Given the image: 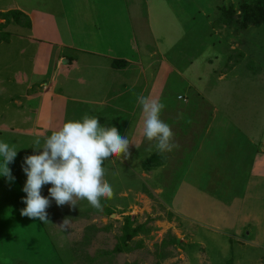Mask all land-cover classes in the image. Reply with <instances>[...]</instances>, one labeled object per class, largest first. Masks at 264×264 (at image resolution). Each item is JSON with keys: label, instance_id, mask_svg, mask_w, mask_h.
Listing matches in <instances>:
<instances>
[{"label": "rangeland", "instance_id": "rangeland-1", "mask_svg": "<svg viewBox=\"0 0 264 264\" xmlns=\"http://www.w3.org/2000/svg\"><path fill=\"white\" fill-rule=\"evenodd\" d=\"M12 1L36 11L32 38L46 40L39 34L48 31L47 4L0 0V8ZM98 1L102 31L93 27L77 43L98 52L68 51L77 71L52 70L55 87L32 77L37 42L9 27L24 20L0 17V140L17 149L8 165L15 179L0 175V264H264V190L246 187L249 142L264 145V25L239 27L251 0ZM138 95L165 104L173 151L160 153L142 136ZM86 113L131 141L127 159L103 164L113 197L101 198L102 212L87 200L75 208L51 200L48 223L22 216L21 165L35 139L42 145ZM138 226L143 231L128 239Z\"/></svg>", "mask_w": 264, "mask_h": 264}, {"label": "clouds", "instance_id": "clouds-1", "mask_svg": "<svg viewBox=\"0 0 264 264\" xmlns=\"http://www.w3.org/2000/svg\"><path fill=\"white\" fill-rule=\"evenodd\" d=\"M141 107V133L149 141H155L160 153L171 152L178 145L174 142L171 126L161 119L165 104L144 95L137 96ZM131 141L122 136L115 126H102L99 118L84 114L79 120H68L44 138L34 141V154L24 157L21 165L27 179L22 191L26 193V205L20 214L43 223H48L47 209L51 200L57 206L69 204L75 208L78 200H87L97 211L104 206L101 198L111 199L113 189L105 179L104 161L110 157L130 156ZM17 156L15 145L0 140V175L14 180L9 164ZM48 188L49 196L41 194L42 187ZM64 218L61 226H66Z\"/></svg>", "mask_w": 264, "mask_h": 264}, {"label": "crops", "instance_id": "crops-1", "mask_svg": "<svg viewBox=\"0 0 264 264\" xmlns=\"http://www.w3.org/2000/svg\"><path fill=\"white\" fill-rule=\"evenodd\" d=\"M39 2L43 4H47L46 5L47 8L45 9V11L48 17L45 23L48 27V31L45 32V34H42V37L41 34H39L40 38L48 36L46 40L36 38L35 35H34L35 40L32 38L33 35L31 33L32 30H34L36 15H37V13H35L36 11L32 9V7H26L23 4H20L18 1L17 2L12 1L8 5V7L0 8V14L15 11L24 14L29 19L31 25L29 28L20 27L17 24L10 25L9 27L11 28L12 26L13 28L16 29L23 28L28 30L30 38H32V40L37 42L36 44L37 53L40 56L36 58L35 61L36 69L33 72L32 77L34 76L37 77L38 79L47 80L51 78L52 70H54L55 74L57 73L58 75H60L63 69L75 68L76 64L74 63V59L70 57V55L67 53L68 51H76L80 49L84 52H87L88 54H92V53L93 55L96 54L95 52H98L97 50L92 49L90 51L88 49H84L79 45H77V43H81V40L88 35V31L92 30L91 28L94 27L97 33H100L102 30L100 29V26L97 25L98 23H94L96 21L97 14L99 12L98 0H81V2L84 5L83 7H81L82 3L80 2V0H39L37 4H39ZM93 3L97 5L91 7ZM78 9L83 11L82 14L85 15L84 16H82V14L79 15L78 13L80 11ZM54 10H56L58 13H55ZM68 14L72 15L71 19H68ZM92 14H94V16ZM57 17H59L60 23L64 25V30L67 32V36L69 38L71 37L70 39L71 41L69 44L64 43L62 39H60L62 35H60L59 37L58 31L61 29L60 26L57 24L58 23ZM84 29H87V31H85ZM104 31L105 28L103 29V32ZM2 42L3 41H1L0 43ZM105 56H107V58H110L108 55ZM112 66H113V61L111 58L110 67L112 68ZM77 68L78 67L76 66L75 71H77ZM55 84L56 81L53 79L49 83V85H47V87H51V86L55 87ZM31 85H33V82L29 85V87H27L26 89L27 93L30 91ZM58 91L61 92L60 89ZM27 93L23 95L24 99L28 98L26 96ZM63 101L67 102V100H63ZM18 106H20V103H18ZM37 124L38 123L36 119L34 127ZM262 146L264 145H262L261 143H255V142L253 143L252 140L249 142V147H251V151H250L251 161H249L251 164V169L249 172L250 173L249 176L251 182L253 183H251L252 184L251 186L250 183H246V187L248 191L251 190L259 191L260 189L264 190V149ZM260 237L261 236L259 235V238H257L256 241L257 244L258 241L260 243Z\"/></svg>", "mask_w": 264, "mask_h": 264}, {"label": "trees", "instance_id": "trees-1", "mask_svg": "<svg viewBox=\"0 0 264 264\" xmlns=\"http://www.w3.org/2000/svg\"><path fill=\"white\" fill-rule=\"evenodd\" d=\"M253 2V6H255L256 0H251L249 2V5L245 6L244 9H242V14H241V18L240 22L241 24H239V27H246L248 24H251L255 27H261L262 25H264V0H257V6L254 8L256 10H251L249 11V7L251 6ZM9 15L15 16V22H18L19 18H22L24 20V27H30V21L29 19L22 13L20 12H9ZM0 17H2V20H5V22H7V18H8V14H0ZM228 22H225V24H227ZM130 230V234L128 235V239H132L133 237L137 236L139 233H141L143 231V227L142 226H138L134 229H129Z\"/></svg>", "mask_w": 264, "mask_h": 264}, {"label": "built area", "instance_id": "built-area-1", "mask_svg": "<svg viewBox=\"0 0 264 264\" xmlns=\"http://www.w3.org/2000/svg\"><path fill=\"white\" fill-rule=\"evenodd\" d=\"M178 99H181L180 97Z\"/></svg>", "mask_w": 264, "mask_h": 264}]
</instances>
